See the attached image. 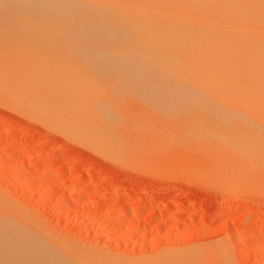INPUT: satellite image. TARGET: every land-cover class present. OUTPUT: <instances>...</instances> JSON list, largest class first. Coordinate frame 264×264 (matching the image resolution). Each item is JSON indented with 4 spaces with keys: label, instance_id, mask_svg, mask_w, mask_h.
<instances>
[{
    "label": "rangeland",
    "instance_id": "374dc122",
    "mask_svg": "<svg viewBox=\"0 0 264 264\" xmlns=\"http://www.w3.org/2000/svg\"><path fill=\"white\" fill-rule=\"evenodd\" d=\"M47 4L49 5V3L45 4L46 7L41 5V7L44 6L43 8L38 6V9H46L44 12L48 13L49 6ZM63 4L64 9L67 10L66 3ZM164 4V2H160L157 5L164 6ZM168 4L169 6L174 5ZM55 5H51V11ZM73 7H69L72 8L70 9L71 13ZM57 8L59 10L60 6L57 5L54 9L57 10ZM78 8L86 7L78 6ZM94 8L98 10V8ZM214 8L213 6L211 9ZM223 8L225 7L223 6ZM244 8L246 7L241 6L242 10ZM64 9L59 11L63 12ZM176 9L179 10V8ZM37 10L35 9V11ZM132 10L136 13L134 9ZM132 10L130 9L129 12L134 14ZM79 11L83 12V9ZM226 11H221V15L226 13V16L223 15L226 17L224 24L223 20L219 23L214 19L215 23L213 22L217 29V23L222 24L219 26L220 30L223 25L231 27L229 30L225 27L221 31L223 35H220L225 37L224 41L219 40V37L222 36H218L217 29L211 26L213 19L208 27L203 24V21L202 23H199L200 21L191 23V25L189 24L191 27H188V20H183L187 26H182L185 25L183 21L178 23V19L181 20L182 16L175 17V15L170 16L171 14L169 17H173L174 19H172L175 21L177 19L176 22H173L167 14L165 16L169 19L163 16L164 22L163 18L159 20V17H154L155 20L151 19L152 25H158H154V27L147 25L150 21L148 15L145 19H143L145 16L142 19L137 17L138 19L135 18L134 21L145 20L144 23H138L140 24L138 27L145 28V30H147L146 28L148 30L161 28L159 29L161 31H170L169 29L172 31L173 29L181 34H192V37L187 36L191 40L199 34L200 37L201 34L204 35L202 37H206L208 32L207 40L198 37L200 40L191 41L186 38L190 42H185L186 39L183 38L184 42L166 43V45L182 46L184 44L241 45L244 43L234 40V38L241 35L242 32L244 33L245 28L247 31L253 26L255 31H259L258 25L263 26L262 24H264L261 22L255 25V22H252L254 19L250 21L251 19L243 18L242 11ZM52 12L54 14L58 11ZM125 12L118 13L123 16V20L118 14L114 15L115 18L118 17V22L114 21L120 26H117L118 24L108 26L107 23L112 20H107L108 22L105 23L102 21L103 24H99L103 18H100L99 22L96 20L98 25L93 21H90L93 22L90 25H86L84 24L86 22L82 21L80 23L82 27L80 24L73 26L68 24V26H72L71 29L74 27L73 30L78 28V31H86V29L87 31L109 30L110 28L127 30L131 24L134 25L137 22L134 23V18L130 19L128 16L127 19L130 20V23L126 21L127 13ZM50 13L49 11V15H46L54 16ZM58 13L56 14L58 15ZM86 13L89 14L87 11ZM91 13H95V11ZM228 14L234 19L233 17L231 19L230 16L227 17ZM98 16L100 15L98 14ZM165 22L169 26L172 23L174 27L169 28ZM181 23L183 24L181 25ZM66 24L63 27L66 28ZM177 24H180L179 27ZM194 24L195 26H193ZM123 25L130 26L125 28ZM48 26L50 27V25ZM163 26L166 30L163 29ZM63 27L58 26V29L66 30ZM224 29L228 30L229 34ZM238 29H242V32L240 33ZM213 30L216 33L212 35ZM209 33H211L213 41H209L211 40ZM224 33L229 36L226 38ZM181 34L178 35L186 37ZM215 35L217 38L213 39ZM230 37L233 40H230ZM122 85L120 83L109 84L101 91V95L106 96L105 99H107L105 101H107L109 117L113 119L110 122L112 125L120 122L117 125L120 126V129L116 128V130L114 128L116 125H111L112 129H115H113V136L120 133H118L119 138L115 135L114 139L122 140L124 136L126 137L125 142L115 141V146L113 145L112 152L117 148L118 152L114 151L115 154L118 153L117 156L114 153H111V156L104 154L93 147L91 148L92 145L77 142L72 137L70 139L69 135L65 136L67 133L63 134L62 130L61 132L56 131L55 127L51 128L45 122L43 123L40 117L29 112L26 113L25 110L22 111L20 107L14 105V102L9 104L12 102L0 97V205L4 201H6L5 204L9 202L6 205L21 221L23 220V223L26 225L29 223L31 228L40 230L38 232H42L41 235L48 241L59 245L67 253L76 254L77 257L85 259L89 262L88 264H186L185 262L188 260L192 262L191 259L197 264H264V178L260 177L259 172L255 176L256 167L251 164V167L254 168L248 169L252 170V176L249 171L246 173L247 170L243 172L240 169L241 172L239 168H236L233 171L226 161L222 160L227 164L218 160L220 164L216 160L218 163L216 164L215 159L202 153L203 151L193 140L192 142L190 139L192 144L190 141H185V139H189L188 136L187 138L182 137V140L181 132L184 131V128L179 124L176 125V119V122L172 121L174 117L171 114L170 116L167 110L165 112V109L152 98ZM219 108L221 109V107ZM219 108L216 106L215 109ZM249 114H245L244 117L241 113V116L248 119L246 115ZM235 115L240 119L239 128L244 123L246 126L253 125L252 118H256L258 121L256 120L257 123H255L254 120V125L258 128L257 133L261 129L264 131V127H257L258 122L260 124L264 122L259 120L260 117L251 116L252 118L248 119V122L252 121L247 125L248 123L241 122L239 114ZM235 115L233 119L237 118ZM234 122H239V120ZM236 125L238 126L237 123H234L232 126L235 128ZM244 125L240 129L243 130ZM204 126L207 129V125L204 124ZM256 128L253 129L256 130ZM248 129L251 130V126ZM253 129L252 132L250 131L251 133L246 131L250 134V136L247 134L250 137L249 140L254 139L253 135L256 134ZM235 131L237 132L236 129ZM240 131L238 129V132ZM238 132L239 137L240 133L243 134L241 135L243 141L242 139L238 141L246 143L248 136L245 137L243 131ZM260 132V137L258 139L256 137L257 146L260 145L258 151H260H257L259 154L256 155L264 156V148L263 150L261 148V145L264 147L263 138H261L264 134L262 131ZM244 137L247 141H244ZM127 138L129 139L127 140ZM254 142L255 147H253L256 148ZM126 152L128 153L126 154ZM117 157H120L119 160ZM262 159L260 160L262 161ZM261 161L257 160L254 165L258 164L257 167L260 166L259 163L263 165L264 162L261 163ZM236 171L242 173L241 176ZM261 173L264 174V172ZM249 175L250 177H248ZM79 257L78 259H80ZM178 260L179 262H177Z\"/></svg>",
    "mask_w": 264,
    "mask_h": 264
},
{
    "label": "bare ground",
    "instance_id": "6f19581e",
    "mask_svg": "<svg viewBox=\"0 0 264 264\" xmlns=\"http://www.w3.org/2000/svg\"><path fill=\"white\" fill-rule=\"evenodd\" d=\"M47 2L50 9L48 7V13L46 11V14L49 15V11L50 14H53L52 11H58L59 13L56 12L58 15L54 13V16H47L44 12L46 9H38V6L40 8L46 7ZM160 2H164V6L157 5ZM50 3L60 6L59 10L64 9L63 3H66L65 7L68 6V8L67 10L65 8L62 12L58 8L57 10L54 9L55 6L57 7L55 5L51 11V5L53 4ZM168 3L174 5L169 6ZM41 5L44 6L41 7ZM70 6H74L72 13ZM78 6H85L87 9L80 8L83 9L82 12L79 11ZM166 6H169L168 9H166ZM213 6L215 10L211 9ZM223 6L228 9V12L242 11L243 18L251 19L250 21L254 19L252 22H255V25L264 22V0H0V97L12 102L9 104L14 102V105L16 104L26 113L29 112L38 116V118L40 117L43 123L45 122L51 128L55 127L56 131L61 132L62 130V133H67L65 136L69 135L70 139L72 137L77 142L90 144L92 145L91 148L93 147L97 151L110 155L111 153L115 154L114 151L118 152L117 148L112 152L115 141L118 143L119 141L125 142L126 137L124 136V141H122L123 139H114L116 134L113 136V129H120V126H117L120 122L113 124L116 126L112 129V123L110 122L112 118L109 117V109L106 105L107 101H105L107 99H105L106 96L101 95V91L106 85L120 83L125 88L152 98L165 109V112L167 110L169 115L171 114L174 117H172V121L176 119V125L179 124L180 127L184 128V131L180 129L182 131L181 138H187L188 136L189 139H185V141L193 140L203 151L202 153L215 159L216 164H218V160H223L229 164L228 166L233 171L239 168L243 172L247 170L246 173L249 171L248 169H253V166H255L257 168H255V174L259 172L260 177L264 178V174L261 173L264 172V164L259 163L260 166L258 167V164L254 165L257 160L260 162V159L264 157L263 155L257 156L260 145L257 146L258 143L256 142V137L257 139L260 137V131L263 134L264 131L261 129L260 133H257L258 128L254 125V120L257 123L258 119L251 117H260L259 120L264 121V24H262L263 26L258 25L259 31H255V27L252 28L253 26H250L251 31H249L250 29L246 31L245 28L244 33L242 29H238L242 34L234 40L244 43L241 45L204 46L187 44L189 45L187 46L184 44L185 46H182L166 45V43L184 42L187 36L192 34L182 33L186 37L179 36L180 32L169 29L174 27L172 23L169 26L170 21L168 25L165 22L170 31H161L159 30L161 28L158 29V27H156L158 30H148V28L145 30V28L138 27L140 26L138 23H144L145 20L134 21L137 17L141 19L143 16H145L143 19L149 17V24L147 22L146 24L150 26L152 25L150 23L151 19H156L154 17H159V20L163 18L164 22V17L168 18L171 14L170 16L183 17V19L180 17L181 20L178 19V23L188 20L189 23L186 21L187 25L198 23V21L202 23L203 21V24L208 27L213 19L211 26L216 28L213 25L215 21L220 23L223 20V24L224 20L226 21V17H223L224 13L221 15L223 11H226ZM241 6L246 8L242 10ZM176 8H179V10ZM35 9H38V12ZM85 9L92 15H87ZM130 9L136 11L134 13L132 10L135 15L129 12ZM92 11H95L97 17L95 13H91ZM121 11L127 13V15L125 13L124 15H126V21L129 23L130 20L127 19V16L130 19L134 18V23L137 22L134 25L137 28L132 27L134 25L131 24V26L123 25L125 28L130 26L131 29L128 28L127 30H121L123 28L119 27L120 30L110 28L109 30L87 31L85 28L86 31H78V28H76V31L73 30L74 27L71 29L74 24H80L82 21H85L84 24L86 25L93 22L98 25L100 18H103V20L99 24L102 21L105 23L107 20H112L111 22L107 21L108 26L118 24L116 23L118 17L115 18V16L118 13L121 14ZM60 12L64 15L62 16ZM167 14L168 17L165 16ZM224 16H226V13ZM228 16L230 15L228 14ZM122 17L121 15L120 19L123 20ZM154 20L152 21L154 22ZM227 20L229 21V19ZM219 23L216 25L218 29L222 25H219ZM65 24L66 28L63 27ZM68 24L72 26H68ZM107 24L105 25L107 26ZM184 24L182 26H187L186 23ZM48 25L52 28L49 29ZM147 25L143 24L145 27ZM154 25L158 26L153 24L152 27ZM179 25L177 24L178 27ZM190 25L188 27H191ZM58 26L66 30L58 29ZM200 26L202 27L201 24ZM245 26L247 27V23ZM68 27L69 30H67ZM225 27L228 30L231 28L223 25L219 31L216 28L218 33L213 30L212 35L216 33L218 36H222L221 31ZM165 28L163 26L164 30H166ZM203 28L205 27L203 26ZM209 34L211 40H208L213 41L211 33ZM199 35L192 38V40H198ZM206 35L209 38L208 32ZM224 35L226 38L229 36H227V33H224ZM202 36L204 35L201 34L200 38L207 40L206 37ZM215 38H217L216 35L213 39ZM223 38L225 37H219V40L224 41ZM187 39L185 42H190ZM230 40H233V38L230 37ZM216 106L221 107L223 110L220 108L215 109ZM20 108L19 110H21ZM241 113L243 116L253 113L254 115L249 114L246 117L248 119L252 118L253 121L249 120V122L252 121L254 126L249 125L248 119L241 116ZM235 114H239L242 119L241 122L248 123L247 125L251 126V130L248 129L249 126L244 125L245 123L242 124L244 129H240L242 125L239 128L240 119ZM234 115L238 119H233ZM237 120L239 122H234ZM233 122L237 123L238 126L236 125L237 127L234 128ZM204 124L208 126H206L207 129H205ZM259 124L258 122L257 127H264V125ZM254 127L256 130L253 129ZM232 128L234 131H232ZM235 129L237 132L238 129L241 130L240 132L243 131L245 137L249 134L246 131L252 132V129L255 130L256 134L253 135L255 142L254 139H251L257 147L254 148L253 142L251 139L249 140L250 134L248 141L244 137L246 143L239 142L238 140L241 139L243 141L241 137L243 134L238 132L240 138ZM245 129L248 130L245 131ZM118 133L116 136L119 138L120 133ZM132 137L134 136L132 135ZM261 138H263L262 142L264 143V136ZM163 142L165 143V141ZM248 142L252 143L251 145L254 147L252 148ZM194 143L193 145H195ZM116 147L118 146L116 145ZM261 148L263 150L264 147L261 145ZM123 150L125 149L123 148ZM117 152L115 156H117ZM113 159H115L114 156ZM263 159L261 163L264 162ZM218 162L220 163V161ZM251 164H253L252 167ZM236 172L239 175L242 174ZM249 172V174H253L252 170ZM4 202L3 204H5ZM3 204L0 205V264L89 263L79 256L81 260L78 259L76 254L67 253L59 245L48 241L41 235L42 232H38L40 230L31 228L29 223L28 225L23 223V220L21 221L13 213L14 211L11 212L12 209L10 210L9 206ZM191 260L192 262L188 260L190 263H185L197 264L193 262V259ZM198 262L200 263V261Z\"/></svg>",
    "mask_w": 264,
    "mask_h": 264
}]
</instances>
